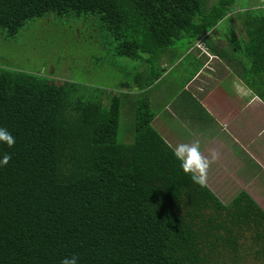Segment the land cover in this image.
<instances>
[{
    "label": "trees",
    "instance_id": "16d2710c",
    "mask_svg": "<svg viewBox=\"0 0 264 264\" xmlns=\"http://www.w3.org/2000/svg\"><path fill=\"white\" fill-rule=\"evenodd\" d=\"M235 1L0 0L5 38L47 13L96 14L113 54L148 69L122 68L113 88L0 64V127L15 137L0 143V158L11 154L0 166V264H264L262 207L245 190L223 202L193 183L153 123L150 86L165 69L154 64L177 38L237 60L264 100V6ZM134 94V139L122 141V99Z\"/></svg>",
    "mask_w": 264,
    "mask_h": 264
},
{
    "label": "crops",
    "instance_id": "0c3cea01",
    "mask_svg": "<svg viewBox=\"0 0 264 264\" xmlns=\"http://www.w3.org/2000/svg\"><path fill=\"white\" fill-rule=\"evenodd\" d=\"M205 34L211 40L220 35L216 29ZM182 40L179 48L174 46L159 58L175 53V62H179L190 54L192 65L176 84L174 96L178 94V99L166 103L165 112L156 111L153 123L159 124L156 128L173 147L199 140L204 155L217 149L220 155L209 168L207 185L223 202L245 190L264 210V100L245 83L237 60L228 61L207 43L206 51L200 49L195 42L203 41L201 38ZM167 58L164 66L169 62ZM197 58L199 65L194 61ZM209 65L214 69L206 68ZM142 70H148L145 64L139 71ZM157 82L150 86L152 105L157 99L153 90ZM199 86H204L205 91L199 90ZM228 181L233 194L223 199L219 192Z\"/></svg>",
    "mask_w": 264,
    "mask_h": 264
},
{
    "label": "rangeland",
    "instance_id": "374dc122",
    "mask_svg": "<svg viewBox=\"0 0 264 264\" xmlns=\"http://www.w3.org/2000/svg\"><path fill=\"white\" fill-rule=\"evenodd\" d=\"M213 1L216 0H204L209 5ZM260 5L264 6V0H236L232 7L245 9ZM52 15V13H47L35 17L27 22L14 37L5 38L1 33L0 64L13 65L29 71L48 72L58 79L69 78L92 86L104 85L113 88L116 85L115 82L110 83L111 76L122 75V68L126 69L129 74L144 67L143 61L130 60L127 57L113 54L114 41L110 32L101 26L98 15L82 14L79 18L75 17L74 19L59 17L49 20L53 19ZM77 19L85 24L82 26V22L73 21ZM174 42V46L179 48L178 38ZM195 45L206 51L204 42L201 40L196 41ZM167 55L157 59L154 64L158 70L161 68L162 71V68H165L160 72L156 79L158 82L153 89L157 99L152 106L156 111L162 112L166 111V103L172 104L178 99V94L175 95L176 97L174 96L176 84L183 80V76L185 77L187 74L186 70L189 71L192 65L191 57L186 56L179 62L172 64L169 61L164 66L163 61L165 57H168ZM206 68L214 69L211 65ZM199 88V90L205 91L204 86H199ZM137 96L138 94H134L130 98L122 99L119 128V137L122 141L134 139V99ZM163 125L167 126V124ZM259 152H262L261 149ZM262 166L264 167V165ZM233 190L228 181L225 183V188H222L219 193L223 199H227L233 194Z\"/></svg>",
    "mask_w": 264,
    "mask_h": 264
},
{
    "label": "clouds",
    "instance_id": "9594fccd",
    "mask_svg": "<svg viewBox=\"0 0 264 264\" xmlns=\"http://www.w3.org/2000/svg\"><path fill=\"white\" fill-rule=\"evenodd\" d=\"M0 143L6 144L9 148L15 144V137L7 129L0 127ZM172 149L176 160L180 162L182 171L189 175L192 182L203 187L207 184L208 171L213 163L219 158V151L217 149H210L206 156L201 152V145L199 140H193L191 143H179L174 147L169 145ZM11 160V154L5 153L0 158V166L8 165ZM78 257L73 255L65 257L61 264H78Z\"/></svg>",
    "mask_w": 264,
    "mask_h": 264
}]
</instances>
